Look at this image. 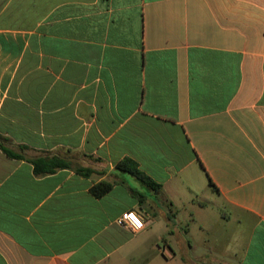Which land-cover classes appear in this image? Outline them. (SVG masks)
I'll list each match as a JSON object with an SVG mask.
<instances>
[{"label":"crops","instance_id":"0c3cea01","mask_svg":"<svg viewBox=\"0 0 264 264\" xmlns=\"http://www.w3.org/2000/svg\"><path fill=\"white\" fill-rule=\"evenodd\" d=\"M0 143V264H264V0H0Z\"/></svg>","mask_w":264,"mask_h":264},{"label":"trees","instance_id":"16d2710c","mask_svg":"<svg viewBox=\"0 0 264 264\" xmlns=\"http://www.w3.org/2000/svg\"><path fill=\"white\" fill-rule=\"evenodd\" d=\"M0 147L6 153L7 156L11 158H23L24 156L9 149L8 147L2 145L0 143ZM24 148V147H22ZM32 163L34 164V172L38 175H45L54 173L58 169H65V168H72L71 163L64 159L63 157H46V156H39L32 159ZM117 168L129 172L130 174L134 175L137 179L141 180L142 182L146 183L152 188H158L159 186L154 183L150 178H148L144 173L138 170L136 167V163L126 158L120 161L117 164ZM75 171L79 174L89 176L93 173V170L90 168H76ZM113 187V183L108 181H100L98 183L93 184L90 187L91 194L96 197L100 198L106 193H108Z\"/></svg>","mask_w":264,"mask_h":264},{"label":"built area","instance_id":"2783aa9c","mask_svg":"<svg viewBox=\"0 0 264 264\" xmlns=\"http://www.w3.org/2000/svg\"><path fill=\"white\" fill-rule=\"evenodd\" d=\"M116 222L120 226L128 227L134 232L141 231L145 228L144 220L134 210H128L122 213Z\"/></svg>","mask_w":264,"mask_h":264}]
</instances>
